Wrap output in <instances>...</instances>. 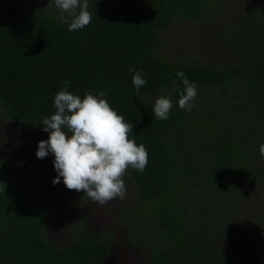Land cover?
<instances>
[{
  "label": "trees",
  "instance_id": "obj_1",
  "mask_svg": "<svg viewBox=\"0 0 264 264\" xmlns=\"http://www.w3.org/2000/svg\"><path fill=\"white\" fill-rule=\"evenodd\" d=\"M212 2L88 0L92 22L69 32L54 19L57 10L30 0H0V110L14 123L34 125L55 113L54 96L65 80L81 98L87 92L106 93L110 106L134 125L136 143L148 151L145 171L129 172L136 200L153 227L151 264L236 262L239 256L227 243L243 231L228 226L240 205L245 210V189L261 184L264 191L259 155L264 144V23L247 19L256 41L239 50L231 66L171 62L159 54L163 31L176 22L212 15ZM129 67L147 79L139 95ZM177 71L198 85L190 111L176 103L183 90ZM160 96L173 102L164 121L151 112ZM193 124L203 135L195 140ZM44 162L20 153L7 161L0 158V264L102 260L109 243L100 237L78 236L65 248L47 240V208L39 204L36 186L21 168L39 169ZM244 246L259 247L264 263V229Z\"/></svg>",
  "mask_w": 264,
  "mask_h": 264
},
{
  "label": "clouds",
  "instance_id": "obj_2",
  "mask_svg": "<svg viewBox=\"0 0 264 264\" xmlns=\"http://www.w3.org/2000/svg\"><path fill=\"white\" fill-rule=\"evenodd\" d=\"M58 15L54 18L67 25L69 32L83 30L92 22L88 0H50ZM134 72L132 85L137 95L147 85L142 71ZM176 76L183 85L177 106L190 111L197 97L198 85L190 81L183 71ZM54 96L56 109L50 117L39 123L48 133L47 140L38 142L37 159L53 156L57 173L53 185L63 182L68 190L83 192L87 200L100 206L123 199L126 194L124 176L131 168L143 173L148 164V151L143 143L137 144L132 134L134 125L126 122L105 98L106 93L87 92L83 98L68 90L70 80ZM173 102L170 97H158L151 112L157 120H168ZM131 136V138H130ZM259 155L264 159V144L259 145Z\"/></svg>",
  "mask_w": 264,
  "mask_h": 264
},
{
  "label": "rangeland",
  "instance_id": "obj_3",
  "mask_svg": "<svg viewBox=\"0 0 264 264\" xmlns=\"http://www.w3.org/2000/svg\"><path fill=\"white\" fill-rule=\"evenodd\" d=\"M30 1L36 5L41 3L44 8L56 10L50 0ZM210 12L212 15L206 16L201 21L192 23L188 21L176 22L163 31L161 33L162 45L159 50L161 57L165 61H186L192 64L199 63L206 67L231 66L239 59L237 56L239 50H246L248 43H255L257 36L251 32L254 29V25L246 21L252 16L264 23V0H213ZM228 37L233 38L227 44L226 39ZM237 40H241L243 44H240L241 42ZM18 128L20 130H17ZM190 129L194 131H191L193 140L203 136L201 127H195L193 124ZM40 130L42 128L39 129L37 126H18L17 123L7 118L3 111L0 110V152L4 150L13 151L18 146L16 150H19L23 155L26 154V150L32 149L31 144H37L39 137H43L45 140L48 139V133ZM24 138L29 139L30 144L25 143ZM123 178L124 180H129V185L126 184V188L129 186V199L133 198L134 189L130 181L129 169ZM242 204L245 206V210L242 211L243 207L240 205L239 211L232 216L228 227H241L243 232L238 233L233 243L230 241L227 243L230 249L236 250L234 256L238 254L239 258L237 257L236 259L237 263L229 261L230 263L227 262L226 264H264L261 260V249L259 247L255 251L253 247L244 246L247 239L255 240L258 230L264 229V191L261 184H251L250 189L244 190ZM78 218L80 217L78 216ZM71 219L72 216H69L68 212H64L63 223L71 225ZM143 222H141V225L147 226L148 234H152V231H150L153 229L150 226L151 221L146 219ZM120 223L119 221L116 227H101L96 235H103V238L108 240L110 238L108 237L109 234L117 232L119 240L123 243L121 248L127 253L129 262L130 260L136 261L138 257L147 256L148 252L144 248L148 245L150 246V238L148 244L139 243L129 238V229L136 231L135 227L127 223L125 224L126 227H123ZM70 228L46 227L45 232L52 243L58 247H65L75 235L80 236L79 233L72 234ZM233 230L235 228H232ZM141 232L142 234L145 233L144 230ZM144 245L147 246L144 247ZM252 253L256 254L257 257L252 255Z\"/></svg>",
  "mask_w": 264,
  "mask_h": 264
},
{
  "label": "flooded vegetation",
  "instance_id": "obj_4",
  "mask_svg": "<svg viewBox=\"0 0 264 264\" xmlns=\"http://www.w3.org/2000/svg\"><path fill=\"white\" fill-rule=\"evenodd\" d=\"M17 125L20 126V124ZM31 126H37L39 129L42 128L40 124H34ZM17 130H20V128ZM40 131L42 132V130ZM41 140L45 139H43V137H39L38 142ZM24 141L25 143L30 144L29 139L24 138ZM38 142L35 145L31 144L32 149L26 150L27 153L24 154V156L30 157L35 155ZM15 148L17 149L18 146ZM16 149H13V151L4 150L0 152V158L5 161L10 160L11 158H17V154H19L20 151ZM44 160L45 162L39 169L33 170L26 168L23 165H21V168L28 172L31 177V183L36 186L35 194L38 196L37 198H39V204L42 207L47 208L46 211L48 212L49 220L46 222L45 227H71L70 232L72 234L79 233L80 236H86L92 233V236L100 237L102 240H105L103 235H96L97 231L101 227H116L120 221V224L123 227H126V223L135 227L136 231L129 229V238L134 239L139 243L143 242V244H148L149 230L147 226L141 225V222L146 219H149L150 221V218L140 209V204L136 200L135 187L132 179H130V181L132 182L134 189L133 198L129 199V186H127L126 194L123 199L118 198L114 201L108 202L106 205L100 206L87 200L83 192L66 189L62 181L61 183L53 185L52 181L57 175L53 166L54 157L49 156L44 158ZM125 184L129 185V180L126 179ZM64 212H68V215L72 216L71 225H65L63 223ZM78 216L80 218H78ZM76 218L77 220H75ZM141 229L144 230L145 233L142 234ZM77 237L78 235H75L73 239ZM108 237L110 238L105 240L109 243L107 255L102 260L93 264H151L149 245H144V247L147 246L144 248V250L148 252L147 256L138 257L136 261L133 262L130 260L129 262L127 253H125V251L121 248L123 243L119 240L118 233L115 232L114 234H109ZM46 238L53 246L58 247L56 244L52 243L47 235Z\"/></svg>",
  "mask_w": 264,
  "mask_h": 264
}]
</instances>
